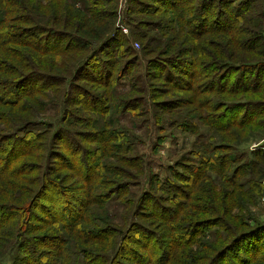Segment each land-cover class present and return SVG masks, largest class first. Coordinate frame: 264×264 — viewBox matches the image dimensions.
Masks as SVG:
<instances>
[{"label":"trees","instance_id":"16d2710c","mask_svg":"<svg viewBox=\"0 0 264 264\" xmlns=\"http://www.w3.org/2000/svg\"><path fill=\"white\" fill-rule=\"evenodd\" d=\"M136 3L137 11L146 14L142 25L147 27L142 31L137 22H128L139 50L119 27L120 0H0V264H79V253L83 264H221L234 247L245 244L243 237L264 230L255 216L258 224L251 226L250 207L241 200L248 185L254 186L255 204L264 192V120L256 122L252 115L254 126L263 131L254 137L260 143L245 152L237 150L245 140L231 127L242 123L238 119L246 114L247 102L236 103L237 115L221 126L213 120L224 116H209L227 106L220 98L264 97V0ZM123 47L134 63H145L148 87L138 86L142 80L134 76V91H146L149 98L168 95L158 103L168 115L173 107L190 106L177 125L195 133L198 124L192 121L198 118L204 126H214L216 134V141L205 146L213 148V155L200 157L192 186L170 166V178L160 181L152 173L150 191L123 202L124 220L138 214L150 219L153 228L147 232L144 223L134 222L133 230L115 224L107 213L117 187L128 176L140 179L148 166L135 153L132 134L99 119L87 122L91 117L76 111L82 102L93 111L113 109L106 103L118 101L114 87L119 73L114 74L118 60L111 49ZM150 81L171 83L173 91ZM82 83L103 90L95 95ZM52 88L57 95L50 103L61 108L58 116L69 126L42 117L51 96L45 90ZM145 97L134 100L144 105ZM132 100L125 98L116 110L130 107ZM253 104L264 115V100ZM80 125L85 129L73 128ZM164 141L159 136L156 146ZM232 161L241 166L229 174ZM243 173L250 175L248 185L237 181ZM154 186H160L158 196ZM55 191L58 198L50 197ZM63 195L74 203L69 208L56 207ZM209 225L220 232L208 234ZM246 255L238 260L243 263ZM250 259V264H264V255L254 258L251 251Z\"/></svg>","mask_w":264,"mask_h":264},{"label":"rangeland","instance_id":"374dc122","mask_svg":"<svg viewBox=\"0 0 264 264\" xmlns=\"http://www.w3.org/2000/svg\"><path fill=\"white\" fill-rule=\"evenodd\" d=\"M263 2V1H262ZM137 3L136 0H120L119 4V16H120V28L123 31V33L126 36L130 37L129 45L133 47L134 50H139L141 48L139 41L136 40L134 37H132V23L135 21V23H138V27L142 31H146L147 27H144L143 21L146 19V14L140 13V11H137ZM258 6V1L254 2V7ZM131 21V24H128V22ZM153 32V31H151ZM139 44V45H137ZM125 47L123 48H112L111 54L112 57L118 60V66L115 70V75L119 73L115 79V87L114 92L117 94L115 97L118 99L116 102H108L106 103L107 106H112L113 109H110V112L102 113L101 111H93V108L86 103L82 102L81 106L77 105L76 111L78 114H80L82 117H91V120L87 122H93L97 119L101 120V123L107 122L111 127H118V128H127L129 133L132 134V139L134 140V150L136 154L144 156L146 162L148 163V166L146 167V172L141 176L140 179L136 178L134 175L128 176L125 180L124 185L120 187V189L117 187L115 194L112 195V197L109 199L107 206V213L109 214L110 218L115 224L119 225H125L127 228L132 227L133 230L136 229V226H132L135 223L142 224L144 223V231H149L148 229H152L153 225L150 223V219L142 217V215H134L130 220L127 221L124 220L123 214H124V204L123 202H128V199H138L141 194L144 192L150 191L151 185H150V177L153 176V174L157 175L158 180L163 181L164 178L167 176L170 178L172 176L171 169H169L170 166L175 167L176 172L183 174L185 176L184 183L187 182L190 186H192L194 181V173L199 165H201L200 157H205L209 159L213 154L212 149H205L206 144H210V142L216 141L215 138H213L214 135V126H221L223 123H227L230 120H233L235 116L237 115L236 108L238 107L236 103L242 102L247 104L246 107V114L241 113L238 120H242V123L240 125H235L232 128V130H235L241 135L239 136L241 140H245L242 142V146L237 148V150H243L247 151L249 149L254 148V145H258L259 139L254 140V137L256 135H260L263 131L261 126H254V118L257 122L258 120H264V115H258V108L254 107L255 102L263 101L264 97L262 99H259L256 96H254L252 93H249L248 95H238L237 97L235 95L227 96L228 100H224L223 98H220L223 102L225 101V104L231 105V106H225L222 107V109H218L216 111H212L210 113L209 111H206L209 116L211 114H215L217 116H224L223 118L214 119L213 116H210V118H213L214 126H204L198 118H195L192 122L194 124H198V127L196 128V132L192 133L191 131H186L181 126L177 125L178 120H180L181 117H184L190 108V106L186 107H173L170 109L171 112H173L172 115H168L169 110L161 109L158 106V103L161 100L168 99L167 96H161L160 97H154L151 95V97H148V94L146 91H134L133 90V82L131 81L134 76H139L142 80V82L138 86H147L149 83V79L147 76H145L144 67L145 63L142 59L141 62L138 60L136 63H134V57L128 52H124ZM146 60V57L144 58ZM147 61V60H146ZM145 61V62H146ZM101 59H98V66L101 67ZM126 65V67H125ZM124 67L126 70L121 69ZM97 68V67H96ZM94 68V69H96ZM97 75V74H96ZM88 90L93 92L95 95L99 94L103 87H96L94 84L90 83H82ZM151 86H155L160 88L163 91H173V86L164 84L163 82H155L150 81ZM148 87V86H147ZM146 87V88H147ZM55 88L52 89H46L45 91L50 93V98H46V103L48 104L45 106L46 110L44 111L43 118L50 119L53 122H56L62 126H69L68 123H65L61 121V115L58 116L59 111H61V108L57 110L56 107L51 101L56 97L57 94H54L53 91ZM160 94V93H158ZM173 94V93H171ZM55 95V96H54ZM183 95L186 97L190 95L189 93H186V95L183 93ZM227 95V94H225ZM142 96L145 97V104L140 105L137 104L138 101L134 100L135 98ZM224 96V95H221ZM125 98H132L133 100L130 101L131 105L130 107L126 106V109L117 111L115 106H120V103ZM57 100V99H55ZM157 100V101H156ZM55 102V101H53ZM95 110V109H94ZM114 110L116 112H114ZM147 110V111H146ZM114 112V113H113ZM244 114L246 115L245 118H243ZM214 115V116H215ZM253 115V117H252ZM57 116V117H56ZM170 116L168 120L165 122L160 121L158 122V118L160 117H166ZM208 116V115H207ZM253 118L250 120V118ZM220 120L221 122H219ZM97 123L99 121H96ZM228 126V125H227ZM73 128H78L84 130V125L76 126ZM231 131V130H230ZM162 136L165 138V141L160 145L156 146L158 143V137ZM260 136H257L259 138ZM214 139V141L212 140ZM205 144V145H203ZM85 146V144H84ZM225 153V152H221ZM241 153V152H240ZM241 158V157H240ZM226 158L224 157L223 160L219 161V164H222V161L224 162ZM250 160L254 159V157H249ZM241 162V161H240ZM182 164L181 166H177L176 164ZM211 160H209V165H211ZM212 166V165H211ZM239 166L241 164L239 161H232L227 166V171L229 174L239 169ZM151 172V175L149 176V173ZM240 172V171H239ZM153 173V174H152ZM249 173V172H247ZM210 174L219 181V175L215 173L214 171L210 172ZM250 177L249 174H241L239 175L237 181L238 183L244 182L249 184L246 180ZM180 182V181H179ZM181 185V183H179ZM245 185V186H247ZM251 185V184H250ZM254 186H247V191L243 195L241 200H245V203L248 204V207H250V215L253 216V218L249 221L251 226L253 227L255 224L254 216L256 217V221L259 223H264V192L260 198H258L257 204L254 202V192L252 193V189ZM155 188V186H154ZM160 186L153 189V192L158 196L161 194L159 192ZM192 188V187H191ZM263 188H264V181H263ZM111 190H115V188H110ZM110 194V193H109ZM122 194V196H121ZM52 198H58V193L52 192L49 194ZM121 196V197H120ZM124 200V201H123ZM122 201V202H121ZM56 207L61 208H69L74 203H71L70 196L69 195H63L61 200H56ZM59 204L60 207H59ZM239 204V203H234ZM235 213L239 212L238 209L234 211ZM149 220V221H148ZM233 221V220H232ZM231 223L233 224V222ZM135 222V223H134ZM255 225V226H256ZM120 227V226H119ZM251 229V228H250ZM249 229V230H250ZM206 232L211 233H217L220 232V228L218 226L209 225L206 229ZM205 232V233H206ZM132 236H138V233H135L134 231L129 232ZM212 233V234H213ZM212 234L210 235L211 237ZM244 240L243 245H239L234 247L230 254H228L225 259L221 261V264H250V253L251 251L254 252V258H262L264 255V230L255 229L253 232L249 233L245 237L242 238ZM182 240V239H181ZM181 243H184L183 241ZM247 245L248 249L243 248V246ZM243 253L247 254V259L241 263L238 258L239 255L241 256ZM11 258V257H10ZM7 258V262H10L11 259ZM78 261L79 264H83V261H85L84 255L82 253L78 254ZM126 264H134V261H126Z\"/></svg>","mask_w":264,"mask_h":264},{"label":"built area","instance_id":"2783aa9c","mask_svg":"<svg viewBox=\"0 0 264 264\" xmlns=\"http://www.w3.org/2000/svg\"><path fill=\"white\" fill-rule=\"evenodd\" d=\"M137 45H139V44H137Z\"/></svg>","mask_w":264,"mask_h":264}]
</instances>
